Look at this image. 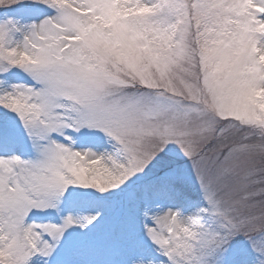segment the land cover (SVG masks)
I'll return each mask as SVG.
<instances>
[{
	"label": "snow or ice",
	"instance_id": "obj_1",
	"mask_svg": "<svg viewBox=\"0 0 264 264\" xmlns=\"http://www.w3.org/2000/svg\"><path fill=\"white\" fill-rule=\"evenodd\" d=\"M0 264H264V0H0Z\"/></svg>",
	"mask_w": 264,
	"mask_h": 264
}]
</instances>
